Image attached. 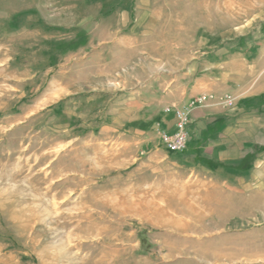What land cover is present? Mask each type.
<instances>
[{"label":"rangeland","instance_id":"rangeland-1","mask_svg":"<svg viewBox=\"0 0 264 264\" xmlns=\"http://www.w3.org/2000/svg\"><path fill=\"white\" fill-rule=\"evenodd\" d=\"M0 264H264V0H0Z\"/></svg>","mask_w":264,"mask_h":264},{"label":"built area","instance_id":"built-area-1","mask_svg":"<svg viewBox=\"0 0 264 264\" xmlns=\"http://www.w3.org/2000/svg\"><path fill=\"white\" fill-rule=\"evenodd\" d=\"M212 97V95L195 96L190 98V101L184 107L175 109V131L163 130L161 134L162 142L169 152L177 153L186 150L190 139L189 126L191 124V112L195 108L207 103L209 98ZM221 101L225 105H231L233 103V99L229 95L222 96Z\"/></svg>","mask_w":264,"mask_h":264},{"label":"crops","instance_id":"crops-1","mask_svg":"<svg viewBox=\"0 0 264 264\" xmlns=\"http://www.w3.org/2000/svg\"><path fill=\"white\" fill-rule=\"evenodd\" d=\"M196 118H197L196 114L194 112H192V114H191V121H193ZM166 123H167L166 129L169 130L170 132H174L175 123L173 124V120L172 121H169L168 120Z\"/></svg>","mask_w":264,"mask_h":264}]
</instances>
